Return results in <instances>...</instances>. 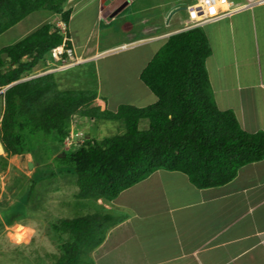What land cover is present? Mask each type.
<instances>
[{"label":"trees","instance_id":"1","mask_svg":"<svg viewBox=\"0 0 264 264\" xmlns=\"http://www.w3.org/2000/svg\"><path fill=\"white\" fill-rule=\"evenodd\" d=\"M66 1L0 0V36L40 11L60 17L67 31ZM64 37L69 39L67 32L63 36L56 25L44 23L0 49L1 148L7 157H35L47 144L56 146L54 163L74 177L76 198L94 207L93 213L52 225L60 239L53 264H92L89 253L104 240L111 218L97 202H111L155 171L181 172L195 188L207 189L264 159V133L243 131L231 111L215 106L205 69L211 51L201 27L171 35L139 74L156 101L143 108L120 105L116 112L91 107L96 91L62 89L55 73L29 78ZM75 115L121 123L122 132L63 151ZM16 221L14 215L6 226Z\"/></svg>","mask_w":264,"mask_h":264},{"label":"crops","instance_id":"2","mask_svg":"<svg viewBox=\"0 0 264 264\" xmlns=\"http://www.w3.org/2000/svg\"><path fill=\"white\" fill-rule=\"evenodd\" d=\"M199 1L67 0L74 58L95 57L89 65L96 66L146 48L150 61L160 49L150 46L195 27L188 10ZM227 1L220 11L229 16L201 26L211 51L205 69L213 100L217 110L233 113L243 131L264 133V0ZM91 6L96 11L89 22L99 24L95 42L87 37L78 45L70 20ZM179 10H185L184 19ZM101 41L109 45L101 49ZM109 103L97 93L91 107L103 111ZM147 188L161 194L154 201L149 193L139 198ZM97 204L111 218L104 240L89 253L92 264H264V159L241 167L229 183L207 189L195 188L181 172L158 170L111 202Z\"/></svg>","mask_w":264,"mask_h":264},{"label":"rangeland","instance_id":"3","mask_svg":"<svg viewBox=\"0 0 264 264\" xmlns=\"http://www.w3.org/2000/svg\"><path fill=\"white\" fill-rule=\"evenodd\" d=\"M95 11L96 7L91 6L81 15L71 18L69 28L76 43H84L87 37H89L88 41L92 39L91 44L95 42V31L99 29V24L97 20L95 23L89 22V16ZM179 11L180 18L184 19L182 16H184L185 10L183 13L181 10ZM57 21L61 22L60 17L45 11L32 13L0 36V49L17 43L44 23L60 27ZM101 25L104 27L103 22ZM205 27L210 32L213 29L210 25ZM101 43H103L101 49L109 45V41H101ZM161 43L163 41L150 46V48L158 50L157 48L163 45ZM149 56H151L149 49L141 48L131 52H121L96 63V66L89 65L96 61L95 57L74 58L75 61L69 62L65 69H61L63 66H57V63L51 61L50 56H46L44 62L33 68L31 76L47 72L55 73L62 89L75 88L96 91L102 98L111 101L112 105L110 103L108 105L109 111L116 112L120 105L143 108L156 101L154 95L147 87L142 86L137 77L147 65ZM116 103L120 105L113 106ZM2 109L3 102L0 98V119ZM93 121L89 118L80 119L79 116H73L69 127L68 141L65 140L61 149L67 151L75 144H81L85 140L91 138L101 140L122 132L121 123L107 120H95L94 123ZM140 125L147 127L146 121H142ZM56 152H60V150L51 143L43 149H39L35 153V157L31 154L7 157L1 148L0 264H53L60 253L58 248L60 239L52 230V225L59 220L93 213L92 201L76 198L77 188L72 184L74 177L60 171L57 164L54 163L58 154ZM28 162L33 164L30 170L27 168ZM180 176L179 180L184 179L181 174ZM184 176L187 177L185 174ZM31 179L36 183L32 187ZM138 193H141L139 198L146 197L149 193L151 201L161 194L150 188L143 189ZM156 202L159 203L157 200ZM102 204L105 203L102 202ZM14 215L18 221L12 226H6L8 219ZM169 227L168 225L167 229Z\"/></svg>","mask_w":264,"mask_h":264},{"label":"built area","instance_id":"4","mask_svg":"<svg viewBox=\"0 0 264 264\" xmlns=\"http://www.w3.org/2000/svg\"><path fill=\"white\" fill-rule=\"evenodd\" d=\"M228 5L229 3L227 0H200L199 4L190 7L188 12L194 21L195 27H200L229 16L230 12L228 10L220 11V7H228ZM61 32L63 36H65L64 26H61ZM68 41L69 39L64 37L61 46L52 49L50 52L52 61L61 63V66H63L61 69H65L69 62L71 63V61L74 60V50L73 47H68ZM63 56L66 58L64 59ZM66 141H68V139H66ZM71 145H73V143H71Z\"/></svg>","mask_w":264,"mask_h":264},{"label":"clouds","instance_id":"5","mask_svg":"<svg viewBox=\"0 0 264 264\" xmlns=\"http://www.w3.org/2000/svg\"><path fill=\"white\" fill-rule=\"evenodd\" d=\"M58 24H60V27L59 26H57L58 28H59V30H60V33L62 34V32H61V26H64L65 27V24L61 21V22H59ZM57 24V25H58ZM201 27V26H200ZM65 32H66V30H65ZM63 35V34H62ZM69 43H71V40H69ZM68 44V43H67ZM61 46V45H60ZM68 46H70V47H72L70 44H68ZM59 47V46H58ZM56 48V47H55ZM50 59H51V57H50ZM51 61H52V59H51ZM53 62V61H52ZM55 63V62H54ZM58 64V63H57ZM61 65V63L60 64H58L57 66H60ZM52 72V71H51ZM50 72H47V73H45V74H49ZM45 74H40V75H37V76H41V75H45ZM36 75L35 76H31V77H29V78H33V77H37ZM2 92V91H1ZM0 92V93H1Z\"/></svg>","mask_w":264,"mask_h":264},{"label":"water","instance_id":"6","mask_svg":"<svg viewBox=\"0 0 264 264\" xmlns=\"http://www.w3.org/2000/svg\"><path fill=\"white\" fill-rule=\"evenodd\" d=\"M33 167V164L31 162L27 163V168L30 170Z\"/></svg>","mask_w":264,"mask_h":264},{"label":"bare ground","instance_id":"7","mask_svg":"<svg viewBox=\"0 0 264 264\" xmlns=\"http://www.w3.org/2000/svg\"><path fill=\"white\" fill-rule=\"evenodd\" d=\"M224 8H225V7H224ZM224 8H223V9H224ZM225 10H226V9H225ZM0 152H1V147H0Z\"/></svg>","mask_w":264,"mask_h":264}]
</instances>
